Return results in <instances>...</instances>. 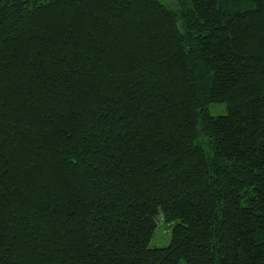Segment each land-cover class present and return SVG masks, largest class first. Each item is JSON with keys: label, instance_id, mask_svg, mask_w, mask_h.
<instances>
[{"label": "trees", "instance_id": "1", "mask_svg": "<svg viewBox=\"0 0 264 264\" xmlns=\"http://www.w3.org/2000/svg\"><path fill=\"white\" fill-rule=\"evenodd\" d=\"M181 261L264 264V0H0V264Z\"/></svg>", "mask_w": 264, "mask_h": 264}, {"label": "rangeland", "instance_id": "2", "mask_svg": "<svg viewBox=\"0 0 264 264\" xmlns=\"http://www.w3.org/2000/svg\"><path fill=\"white\" fill-rule=\"evenodd\" d=\"M171 3V0H166ZM209 113L212 116H219L226 114L227 110L224 104H210L208 106ZM173 223H165L161 218L158 219L157 228L149 243L150 248L166 247L169 245L171 240V230ZM180 264H185L181 261Z\"/></svg>", "mask_w": 264, "mask_h": 264}]
</instances>
